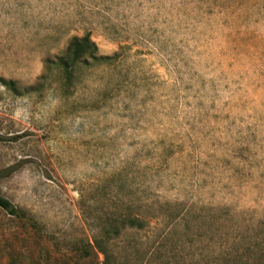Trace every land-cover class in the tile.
<instances>
[{"label": "rangeland", "instance_id": "1", "mask_svg": "<svg viewBox=\"0 0 264 264\" xmlns=\"http://www.w3.org/2000/svg\"><path fill=\"white\" fill-rule=\"evenodd\" d=\"M0 196V264H264V0H0Z\"/></svg>", "mask_w": 264, "mask_h": 264}, {"label": "trees", "instance_id": "2", "mask_svg": "<svg viewBox=\"0 0 264 264\" xmlns=\"http://www.w3.org/2000/svg\"><path fill=\"white\" fill-rule=\"evenodd\" d=\"M109 57H102L97 54V48L95 44L90 40L89 35L86 34L82 37H73L68 42L65 51L62 56L56 58L54 67L61 69V71L69 76L73 70V67L79 63H86L87 60L92 63L109 60ZM4 86H13L15 83H4ZM0 208L12 216H17V210L14 206L5 198L0 196ZM148 227V222L141 215L136 216H121V219L117 223H109L107 227L103 228L97 235L92 238V243L85 247L78 248L80 257L90 259L91 254H101L103 259L101 264H128L120 261L122 256L118 255L119 251L115 244L125 233L134 231L142 232ZM159 249V248H158ZM90 261H88L89 263Z\"/></svg>", "mask_w": 264, "mask_h": 264}]
</instances>
